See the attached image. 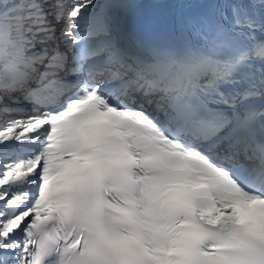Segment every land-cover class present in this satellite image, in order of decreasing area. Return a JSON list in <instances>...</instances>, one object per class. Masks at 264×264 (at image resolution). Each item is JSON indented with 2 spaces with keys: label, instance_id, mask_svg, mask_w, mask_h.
<instances>
[{
  "label": "snow or ice",
  "instance_id": "obj_1",
  "mask_svg": "<svg viewBox=\"0 0 264 264\" xmlns=\"http://www.w3.org/2000/svg\"><path fill=\"white\" fill-rule=\"evenodd\" d=\"M0 264H264V0H0Z\"/></svg>",
  "mask_w": 264,
  "mask_h": 264
}]
</instances>
